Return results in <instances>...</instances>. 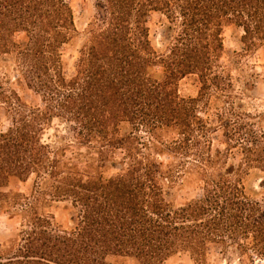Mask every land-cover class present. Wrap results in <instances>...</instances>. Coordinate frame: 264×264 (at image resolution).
<instances>
[{
    "label": "trees",
    "instance_id": "trees-1",
    "mask_svg": "<svg viewBox=\"0 0 264 264\" xmlns=\"http://www.w3.org/2000/svg\"><path fill=\"white\" fill-rule=\"evenodd\" d=\"M95 5L80 30L66 0H0V121H9L0 188L33 180L29 194L0 192V211L18 223L0 240V264H111L114 255L165 264L179 253L208 264L213 244L264 259V177L250 196L243 165L213 155L199 99L179 89L196 77L202 97L224 83L226 26L243 30L246 51L264 45V0ZM153 13L167 20L161 51ZM30 91L39 104L23 97ZM247 152L264 170V147ZM178 185L200 192L178 204ZM52 202L63 203L61 216L45 210Z\"/></svg>",
    "mask_w": 264,
    "mask_h": 264
},
{
    "label": "rangeland",
    "instance_id": "rangeland-1",
    "mask_svg": "<svg viewBox=\"0 0 264 264\" xmlns=\"http://www.w3.org/2000/svg\"><path fill=\"white\" fill-rule=\"evenodd\" d=\"M97 0H66L73 7L76 22L80 30L93 15V6ZM166 18L160 13H153L150 17L151 38L159 51L164 49L161 37ZM243 30L234 26L224 28V52L221 59L223 67L220 74L223 84L217 86L211 82L204 96L200 97V85L196 77L186 78L180 82V94L186 97L198 98V113L208 121L210 148L215 156L221 153V162L228 165H243L244 174L242 181L246 192L255 197L260 191V182L264 177L262 165L250 160L247 149L256 150L264 147V45L252 51H246V45L242 42ZM23 34L19 36V39ZM83 37L75 38L74 48L67 46L66 57L71 53L76 54L78 48L83 44ZM8 63L0 59V75L5 72ZM160 69V68H157ZM23 97L31 105L40 103L39 97L33 92H23ZM230 122L227 124L226 122ZM56 125L59 121L54 122ZM9 124L6 117L2 116L0 131ZM129 124L123 126V133L129 132ZM236 128H241L236 130ZM52 130H50V133ZM166 138H173L174 133H165ZM258 152V151H257ZM162 158H166L163 156ZM256 158V155L251 157ZM33 180L21 181L16 177L10 178L8 185L0 188V192H20L29 194ZM173 198L176 203H185L197 196L200 189L196 187L178 185L174 190ZM63 203L52 202L45 208L47 212H54L61 216ZM18 223L11 220L6 212L0 211V240L4 241L14 235ZM208 264H264L261 256L252 254V259L243 256L237 251L224 254L221 246L211 245L208 250ZM240 257H243L240 260ZM111 264H138V262L125 256H110ZM165 264H196L189 254L179 253Z\"/></svg>",
    "mask_w": 264,
    "mask_h": 264
}]
</instances>
